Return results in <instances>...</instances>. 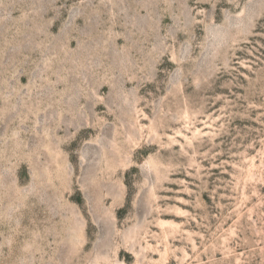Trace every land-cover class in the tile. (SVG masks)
I'll use <instances>...</instances> for the list:
<instances>
[{
	"label": "rangeland",
	"instance_id": "1",
	"mask_svg": "<svg viewBox=\"0 0 264 264\" xmlns=\"http://www.w3.org/2000/svg\"><path fill=\"white\" fill-rule=\"evenodd\" d=\"M0 264H264V0H0Z\"/></svg>",
	"mask_w": 264,
	"mask_h": 264
}]
</instances>
